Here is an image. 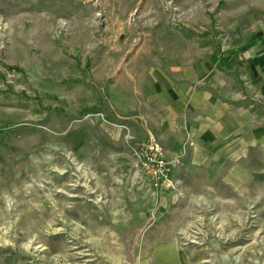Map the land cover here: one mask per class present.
Instances as JSON below:
<instances>
[{
	"label": "rangeland",
	"instance_id": "obj_1",
	"mask_svg": "<svg viewBox=\"0 0 264 264\" xmlns=\"http://www.w3.org/2000/svg\"><path fill=\"white\" fill-rule=\"evenodd\" d=\"M252 37L264 0H0V264H264ZM153 75L211 98L173 189L134 155Z\"/></svg>",
	"mask_w": 264,
	"mask_h": 264
},
{
	"label": "crops",
	"instance_id": "obj_2",
	"mask_svg": "<svg viewBox=\"0 0 264 264\" xmlns=\"http://www.w3.org/2000/svg\"><path fill=\"white\" fill-rule=\"evenodd\" d=\"M263 39L261 37L257 42ZM143 86L141 102L143 104L146 101L147 107H153V114L157 115L148 123L146 140L150 136L154 137L162 147L167 161L180 157L177 152H181L183 148L184 137L203 133L200 126L202 121L200 118L197 119L195 114L199 113L197 110H202L203 107H198L202 103L203 105L210 103V95L205 97L192 85L175 83L174 80L156 75L148 79V83ZM128 107L130 106H125L122 111L128 112ZM170 153L175 155L171 156ZM173 172L172 169L171 175Z\"/></svg>",
	"mask_w": 264,
	"mask_h": 264
},
{
	"label": "built area",
	"instance_id": "obj_3",
	"mask_svg": "<svg viewBox=\"0 0 264 264\" xmlns=\"http://www.w3.org/2000/svg\"><path fill=\"white\" fill-rule=\"evenodd\" d=\"M134 155L144 178L152 182L155 187L173 189L171 173L172 169L179 165L180 157L167 161L162 147L152 136L136 148Z\"/></svg>",
	"mask_w": 264,
	"mask_h": 264
},
{
	"label": "trees",
	"instance_id": "obj_4",
	"mask_svg": "<svg viewBox=\"0 0 264 264\" xmlns=\"http://www.w3.org/2000/svg\"><path fill=\"white\" fill-rule=\"evenodd\" d=\"M260 39H261V37H252L249 42H247L246 44H244L239 49L240 54H243L246 51H248L249 49H251L257 43V41L260 40ZM210 61L214 65L230 66V64L234 61V59L231 58V57H227V58H225V60H221L220 56H219V58H217L216 56L213 55V56L210 57Z\"/></svg>",
	"mask_w": 264,
	"mask_h": 264
}]
</instances>
